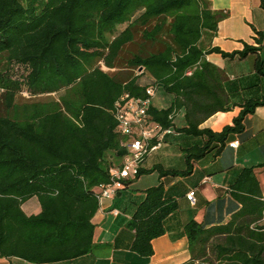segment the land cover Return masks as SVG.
Segmentation results:
<instances>
[{"label":"trees","instance_id":"1","mask_svg":"<svg viewBox=\"0 0 264 264\" xmlns=\"http://www.w3.org/2000/svg\"><path fill=\"white\" fill-rule=\"evenodd\" d=\"M223 17L209 0H0V56L23 69L16 78L9 68L0 71V258L55 264L93 250L96 190L110 182V168L126 153L111 113L123 94L144 97L150 85L171 94L168 107L149 106L152 121L203 139L183 149V170L156 165L140 168L136 177L187 175L194 161L218 154L230 134L242 132L264 96L245 99L220 131L199 127L230 108L225 73L206 55L243 59L262 49L205 47L203 38L214 35ZM136 37L142 46L123 58ZM255 69L264 74L260 54ZM23 92L29 97L20 102ZM51 93L58 98L34 100ZM180 108L186 125L173 128ZM231 188L240 208L225 224L206 227L190 219L184 225L190 258L180 264H264V199L253 167L243 168ZM32 197L40 211L26 214L21 205ZM177 206L162 182L147 188L127 223L134 231L131 249L151 256L152 239L164 233V219Z\"/></svg>","mask_w":264,"mask_h":264},{"label":"crops","instance_id":"2","mask_svg":"<svg viewBox=\"0 0 264 264\" xmlns=\"http://www.w3.org/2000/svg\"><path fill=\"white\" fill-rule=\"evenodd\" d=\"M209 2L211 8L222 12L224 17L218 22L214 35L203 38V45L217 46L225 52L242 50L244 44L261 46L258 54L264 57L262 0ZM260 34L261 42L257 43L256 38ZM258 54L250 53L243 59L224 58L219 53L206 55L208 61L225 73V88L230 97V108L211 115L199 125L200 128L208 127L213 131H220L224 126L232 124L245 99L264 96V74L255 69ZM155 97L156 94L152 105L158 108L168 107L173 98L171 94L164 92L162 104L156 105ZM184 113L183 108L175 112L172 119L173 128L186 125ZM243 124L242 132L230 134L218 154L210 151L194 161L189 174L159 177L157 171L142 173L124 188L116 191L114 196L102 199L91 219L94 225L93 250L76 259L55 264H180L188 260L190 248L184 225L190 219H195L206 227L225 224L241 206L232 194L231 185L243 168L253 167L264 199V105L257 106L247 114ZM235 140L238 141L237 146L230 147L228 143ZM202 143L201 137L185 132L173 130L165 133L159 147L148 152L143 158L140 168L149 169L159 165L164 169L183 170L186 167L183 149ZM160 182L163 183L165 197L175 200L178 206L164 219V233L152 239V255L144 257L131 249L134 231L127 223L137 205L144 199L145 190ZM190 190L195 191L194 204L186 198ZM21 207L23 209V204ZM28 207L34 213L23 210L26 214H36L40 211V205L39 209L36 204ZM8 262V259L0 258V264Z\"/></svg>","mask_w":264,"mask_h":264},{"label":"built area","instance_id":"3","mask_svg":"<svg viewBox=\"0 0 264 264\" xmlns=\"http://www.w3.org/2000/svg\"><path fill=\"white\" fill-rule=\"evenodd\" d=\"M101 65L103 66L102 63ZM138 72H141V69ZM156 91V88L150 85L146 88L144 97H132L125 93L114 102L111 113L116 121V129L123 138L122 146L126 153L120 165L110 168V182L98 186V202L114 196L116 191L124 188L126 180L135 178L143 158L148 152L159 147L165 133L171 132V129H162L159 124L153 122L148 114ZM237 144V140L228 143L230 147H236ZM186 198L194 204L195 191L190 190Z\"/></svg>","mask_w":264,"mask_h":264},{"label":"rangeland","instance_id":"4","mask_svg":"<svg viewBox=\"0 0 264 264\" xmlns=\"http://www.w3.org/2000/svg\"><path fill=\"white\" fill-rule=\"evenodd\" d=\"M124 27V25H121L119 26V29H122ZM142 46V43H141V40L136 37L135 38V42L133 44H128L127 47L125 48V51L122 53V57L125 58L127 57L130 53L132 52H136L140 49V47ZM145 48L147 49H155V47L151 46V45H145L144 46ZM6 68H9L11 70H13V73H14V78L18 77L22 72H23V69L21 67H17V66H11V65H8L7 61H6V58H5V55H1L0 56V71L1 70H5ZM120 70L122 71H126L128 70L126 67H122L120 68ZM134 73H138L137 71H134ZM148 80V77H147V74H143L141 76V81L143 82H147ZM164 92L162 90H157L156 91V97L154 98V102L156 105H161L162 104V94ZM59 96V93H51V94H45V95H39L37 96L34 100H48V99H51V98H54V99H57ZM23 97L25 98H28V93H25V94H22V97L18 98V101H24L25 98L23 99ZM31 204H36L37 205V209H39V203L37 201V198L36 197H32L30 199H28L27 202L23 203V210H25L27 213H34V211L32 212L30 209H29V205ZM19 264H25L23 263L22 261H19Z\"/></svg>","mask_w":264,"mask_h":264}]
</instances>
